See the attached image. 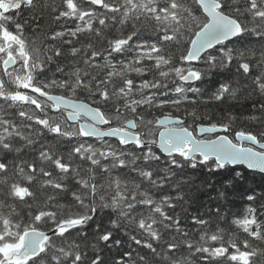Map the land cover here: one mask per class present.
<instances>
[{"label":"snow or ice","instance_id":"snow-or-ice-1","mask_svg":"<svg viewBox=\"0 0 264 264\" xmlns=\"http://www.w3.org/2000/svg\"><path fill=\"white\" fill-rule=\"evenodd\" d=\"M0 264H264V0H0Z\"/></svg>","mask_w":264,"mask_h":264},{"label":"trees","instance_id":"trees-1","mask_svg":"<svg viewBox=\"0 0 264 264\" xmlns=\"http://www.w3.org/2000/svg\"><path fill=\"white\" fill-rule=\"evenodd\" d=\"M211 107H212L214 110H215V108H216V106H215V105H212Z\"/></svg>","mask_w":264,"mask_h":264}]
</instances>
